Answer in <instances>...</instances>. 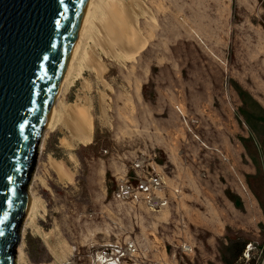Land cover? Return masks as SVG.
<instances>
[{
	"label": "rangeland",
	"instance_id": "1",
	"mask_svg": "<svg viewBox=\"0 0 264 264\" xmlns=\"http://www.w3.org/2000/svg\"><path fill=\"white\" fill-rule=\"evenodd\" d=\"M116 3L136 30L99 23L59 95L17 264H91L128 240L161 263L264 264V0ZM139 161L164 177L160 212L114 198Z\"/></svg>",
	"mask_w": 264,
	"mask_h": 264
},
{
	"label": "water",
	"instance_id": "2",
	"mask_svg": "<svg viewBox=\"0 0 264 264\" xmlns=\"http://www.w3.org/2000/svg\"><path fill=\"white\" fill-rule=\"evenodd\" d=\"M90 0H0V264H17L41 144Z\"/></svg>",
	"mask_w": 264,
	"mask_h": 264
},
{
	"label": "built area",
	"instance_id": "3",
	"mask_svg": "<svg viewBox=\"0 0 264 264\" xmlns=\"http://www.w3.org/2000/svg\"><path fill=\"white\" fill-rule=\"evenodd\" d=\"M132 171L131 174H123L116 178L115 200L142 204L152 212L166 209L170 200L165 193L164 177L154 168H149V166L146 168L143 161L136 162ZM175 193L178 191L175 190ZM192 250L193 248L188 243L181 246V252L184 255H188ZM97 255L100 256V261L97 259ZM88 258L90 263L97 261L99 264H167L147 258L135 240L105 244L92 251ZM71 264L79 263L73 259Z\"/></svg>",
	"mask_w": 264,
	"mask_h": 264
},
{
	"label": "bare ground",
	"instance_id": "4",
	"mask_svg": "<svg viewBox=\"0 0 264 264\" xmlns=\"http://www.w3.org/2000/svg\"><path fill=\"white\" fill-rule=\"evenodd\" d=\"M115 2L116 0H90L89 1V4L87 6V9H86V12H85V15H84L81 27H80L79 35H78L76 44L74 46L71 59H70V62H69V65L66 71V75L63 80L60 94L61 92L63 93L67 89V87H69V85L73 82L76 75L79 73L81 69L80 62L82 61L84 54H85V51H84L85 45H87V41L89 39L91 40V38H94V35H95L94 33H96L95 30L98 29V27L100 26L99 23H102V22L107 23L106 31H105L106 34L117 35V37L122 43H125L126 41L127 42L131 41L132 39L131 33L136 30L137 21H135L133 19L134 17L132 18L131 15H128L122 12L121 11L122 8L120 10V8L117 7L118 2L116 3L117 5L115 4ZM130 36H131V39H129ZM135 52H137V50ZM53 114H54V111H53ZM52 123H53V115L50 120L48 128L51 127ZM44 138H43V142H44ZM88 139L90 140L89 137ZM38 201L39 200L33 194H31V201H30L29 210L27 213V218L29 222L34 223V218H35L34 214L37 212L39 208L38 206L39 203H37ZM18 257L19 258L21 257L20 250H19ZM97 257H98L97 259L100 261L99 259L100 256L97 255ZM73 259L75 258L73 257L68 262V264L69 263L71 264ZM91 263L99 264L97 261H93Z\"/></svg>",
	"mask_w": 264,
	"mask_h": 264
}]
</instances>
